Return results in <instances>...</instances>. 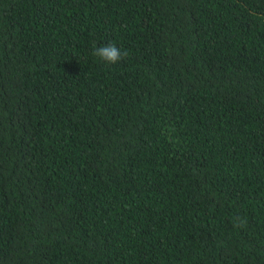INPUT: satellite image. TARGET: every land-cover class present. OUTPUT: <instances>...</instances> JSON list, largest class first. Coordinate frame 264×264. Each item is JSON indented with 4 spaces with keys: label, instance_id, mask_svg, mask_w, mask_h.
<instances>
[{
    "label": "trees",
    "instance_id": "1",
    "mask_svg": "<svg viewBox=\"0 0 264 264\" xmlns=\"http://www.w3.org/2000/svg\"><path fill=\"white\" fill-rule=\"evenodd\" d=\"M0 264H264V0H0Z\"/></svg>",
    "mask_w": 264,
    "mask_h": 264
},
{
    "label": "clouds",
    "instance_id": "2",
    "mask_svg": "<svg viewBox=\"0 0 264 264\" xmlns=\"http://www.w3.org/2000/svg\"><path fill=\"white\" fill-rule=\"evenodd\" d=\"M93 54L108 64H116L127 56V52H121L114 44L97 48Z\"/></svg>",
    "mask_w": 264,
    "mask_h": 264
}]
</instances>
